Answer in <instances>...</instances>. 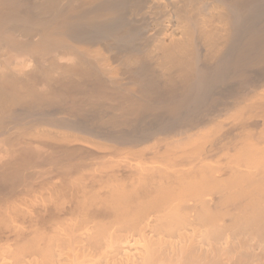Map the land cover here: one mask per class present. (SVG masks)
I'll use <instances>...</instances> for the list:
<instances>
[{"label":"bare ground","instance_id":"bare-ground-1","mask_svg":"<svg viewBox=\"0 0 264 264\" xmlns=\"http://www.w3.org/2000/svg\"><path fill=\"white\" fill-rule=\"evenodd\" d=\"M0 264H264V0H0Z\"/></svg>","mask_w":264,"mask_h":264}]
</instances>
